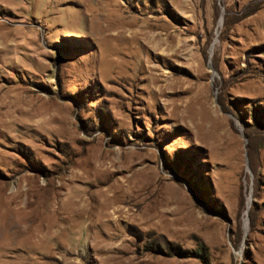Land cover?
Masks as SVG:
<instances>
[{
    "label": "rangeland",
    "instance_id": "rangeland-1",
    "mask_svg": "<svg viewBox=\"0 0 264 264\" xmlns=\"http://www.w3.org/2000/svg\"><path fill=\"white\" fill-rule=\"evenodd\" d=\"M6 40L0 264H264V0H0Z\"/></svg>",
    "mask_w": 264,
    "mask_h": 264
},
{
    "label": "bare ground",
    "instance_id": "bare-ground-1",
    "mask_svg": "<svg viewBox=\"0 0 264 264\" xmlns=\"http://www.w3.org/2000/svg\"><path fill=\"white\" fill-rule=\"evenodd\" d=\"M9 34H11V28L9 31ZM17 45L11 44V40H6L5 44L0 45V60L2 63L6 62L9 58H11V52L15 53ZM13 47V48H12ZM15 47V48H14ZM12 49V50H11ZM8 62V61H7ZM0 63V65L2 64ZM7 64V63H6ZM2 66V65H1ZM0 66V67H1ZM7 66V65H6ZM1 69V68H0ZM3 69V68H2ZM1 71V70H0ZM11 99V87L8 88L5 86H0V101ZM8 104V103H7ZM17 234H22L24 232L23 229H19L15 231ZM37 235V234H36ZM16 239V238H15ZM11 241V237H10ZM1 235H0V249L3 248V245L1 244ZM5 248V247H4Z\"/></svg>",
    "mask_w": 264,
    "mask_h": 264
}]
</instances>
